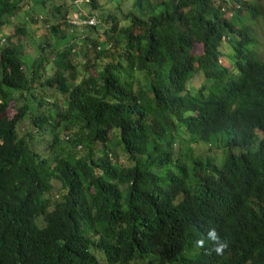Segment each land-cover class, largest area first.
I'll return each mask as SVG.
<instances>
[{
  "label": "trees",
  "instance_id": "16d2710c",
  "mask_svg": "<svg viewBox=\"0 0 264 264\" xmlns=\"http://www.w3.org/2000/svg\"><path fill=\"white\" fill-rule=\"evenodd\" d=\"M261 14L255 0H0V264H215L212 230L235 252L225 264H264ZM31 22L48 34L27 61ZM184 131L203 157L190 164Z\"/></svg>",
  "mask_w": 264,
  "mask_h": 264
},
{
  "label": "rangeland",
  "instance_id": "374dc122",
  "mask_svg": "<svg viewBox=\"0 0 264 264\" xmlns=\"http://www.w3.org/2000/svg\"><path fill=\"white\" fill-rule=\"evenodd\" d=\"M56 2L58 1H61V0H55ZM68 1V0H67ZM257 6H259V8H262L263 10V15L261 14V16L259 17V20L258 22H254L255 24L253 25L254 29H255V32L257 34V37L258 39L260 40V48H259V54H260V57L262 60H264V0H255ZM43 14V13H42ZM61 19V18H60ZM103 25H102V29H103ZM28 30L30 31V35L28 38H24L23 40V44H24V49H23V53H25L26 55V58L27 61H29V58H33L36 56V52H35V49H36V46H38V44L41 42V40L43 38H45V36H47L48 34V31L45 29V27L41 24H33L32 22L29 23L28 25ZM103 31V30H102ZM13 33V31L11 32ZM16 42L18 41V39L15 40ZM52 44H55V41L52 40L51 42ZM77 49L76 51L78 52V58L77 60L74 61V66L75 67H78V70L80 72V74H82L83 72V69H84V65L85 63L92 59L93 57V54H90L89 55V58L88 59H85L84 56H83V53H84V45L83 43H81V41H78L77 43ZM196 54H200L201 53V47L198 46L195 51H194ZM51 60V58H50ZM223 66L225 64V62L223 61ZM137 78H140V76L137 75ZM195 85L197 86H201V83L199 82V78L195 80ZM56 103L59 102V100L57 99H54ZM14 109H10L9 112H8V116L9 117H12L14 115ZM32 122H26L22 125V128H21V135L23 136L25 131H28L31 126H32ZM38 132V131H37ZM225 133V132H223ZM222 134V133H220ZM52 136V135H50ZM65 136V134H62V137ZM50 138V137H49ZM182 141H183V148L184 150H188L189 148L192 149V146L193 145H196L197 143H190V142H194L193 139H192V136L187 134V133H184L183 136H182ZM51 143V141H49ZM35 146V150L36 151H39V152H43L45 147L49 145V143H43V144H34ZM66 146H70L69 143H65ZM215 149H213L214 151ZM205 155L206 156V153L208 152L207 149H205ZM189 152V151H188ZM195 157V158H203L200 154H198L195 150L192 149V154L189 155V163L192 161V158ZM65 193V191L62 189V185L61 184H57L56 185V191L54 192L53 196L55 198H61V196ZM141 264H148L147 262L145 263H141Z\"/></svg>",
  "mask_w": 264,
  "mask_h": 264
},
{
  "label": "clouds",
  "instance_id": "9594fccd",
  "mask_svg": "<svg viewBox=\"0 0 264 264\" xmlns=\"http://www.w3.org/2000/svg\"><path fill=\"white\" fill-rule=\"evenodd\" d=\"M225 51L226 52L228 51V46H227ZM259 56H260V54H259ZM260 59H261V57H260ZM261 61L264 62V60H262V59H261ZM208 82H209V84H211L210 81H208ZM223 132H225V133H223ZM184 133H187V132L184 131L183 134ZM220 133H222V134H220ZM232 134H233L232 129H231V131L221 130V131L213 133V136L211 138V144L209 147H207L205 145V149H208V150L215 149L214 153H217L220 156L221 153L225 150V146L228 143V140L230 139ZM190 143H193V142H190ZM210 235L212 236L213 239H215V241H212V242H216L217 245L216 246L214 244L210 245V249L212 252L205 253L207 259H210L215 264H225V263L231 262L234 258V255H235V252H234L232 246H229L228 242H225L224 238L221 237L218 232L216 234L215 230H212L210 232ZM147 263L148 264H158L155 262L154 258H149Z\"/></svg>",
  "mask_w": 264,
  "mask_h": 264
},
{
  "label": "built area",
  "instance_id": "2783aa9c",
  "mask_svg": "<svg viewBox=\"0 0 264 264\" xmlns=\"http://www.w3.org/2000/svg\"><path fill=\"white\" fill-rule=\"evenodd\" d=\"M68 20H71V23L74 26H81V25H89V26H97L98 21L96 18L91 20L85 19V15L82 13H75L72 16H68Z\"/></svg>",
  "mask_w": 264,
  "mask_h": 264
}]
</instances>
